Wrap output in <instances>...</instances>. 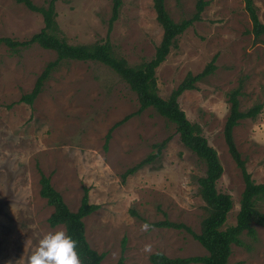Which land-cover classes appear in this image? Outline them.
<instances>
[{"label":"rangeland","instance_id":"374dc122","mask_svg":"<svg viewBox=\"0 0 264 264\" xmlns=\"http://www.w3.org/2000/svg\"><path fill=\"white\" fill-rule=\"evenodd\" d=\"M32 1L45 5L47 0ZM113 1L57 0L61 32L72 44L109 38L130 63L150 58L162 35L153 0H121L109 31ZM205 1L201 20L177 36L155 74L159 94L168 97L188 72H200L214 58V71L183 91L178 102L218 153L223 172L217 188L232 197L225 224L230 225L244 181L222 132L227 93L241 84L240 109L263 103L255 118L239 121L233 136L251 177L264 182V34L255 38L249 31L245 0ZM252 1L264 23V0ZM196 2L165 0V5L179 21L193 14ZM42 27L39 12L0 0V37L24 40ZM55 58V51L37 43L16 53L0 44V264H26L45 233L65 231L62 224L48 223L53 207L39 193L40 170L71 210L78 209L86 189L89 202L98 205L83 221L86 239L104 254V264H114L120 255L125 264H151L149 256L157 251L169 257L204 255L205 248L184 227L152 224L168 219L199 231L204 202L197 179L205 173L204 162L152 107L136 113L135 92L100 62L61 61L33 103L21 101ZM164 140L155 159L123 176ZM257 206L264 211V200ZM145 224L150 227L142 230ZM254 227L255 236L232 245L228 264H264V228ZM146 245L151 252L144 251Z\"/></svg>","mask_w":264,"mask_h":264},{"label":"trees","instance_id":"16d2710c","mask_svg":"<svg viewBox=\"0 0 264 264\" xmlns=\"http://www.w3.org/2000/svg\"><path fill=\"white\" fill-rule=\"evenodd\" d=\"M15 1L25 5L30 10L39 12L43 18V27L24 40H16L5 36L0 37V44L6 45L13 53H16L22 48H28L37 43L41 47L53 50L56 53V58L49 61L36 78L33 88L22 94L21 101L32 104L36 96L42 91L45 81L48 80L52 71L61 61L91 60L100 62L119 75L135 92L139 104L136 113L152 107L158 114L175 125L181 142L204 162L205 173L197 179L198 194L204 202V216L201 219L199 231L194 232L190 227L168 219L159 220L152 224L160 227H184L205 248L206 253L187 257H169L163 252L157 251L149 256L151 264H228L232 245L241 246L244 244V236H255L256 229L254 225H260L264 228V211L257 206L259 201L264 200V182H256L251 177V174L247 171L245 159L241 156L233 136V128L239 121L245 118H255L260 113L263 103L257 102L245 110L240 109L241 84L227 93L229 111L222 132L228 152L241 171L244 188L240 195L235 223L225 225L233 202L229 193L220 191L217 188V181L223 172L218 153L209 144L202 132L201 125L198 122L190 121L178 102V97L183 91L196 88L198 81L214 71L216 68L214 58L200 72L196 74L188 72L168 97H162L159 94L155 74L156 68L166 59L177 36L183 33L193 22L201 20V13L204 10L206 1L197 0L195 11L190 17L175 21L166 8L165 0H153L156 20L162 28L161 39L150 58H143L136 63H130L124 55L118 53L109 38L91 43H69L56 21L55 5L57 0H47L45 5H36L32 0ZM120 6L121 0L113 1L111 16L108 21L109 31L118 18ZM245 9L252 23L249 31L254 34L255 38H259L264 34V23L258 18L252 0H245ZM121 122L122 120L115 123V126ZM110 136L111 130L106 134L105 148H107L106 142ZM164 145L165 140L156 143L157 152L150 153L137 165L128 168L123 176L135 171L144 163L155 159ZM39 182L40 195L53 207V211L48 217L49 225L54 227L62 224L66 233L78 241L76 251L82 264H104L102 262L104 254L92 248L85 236L83 218L98 208L97 204L89 202L87 189L81 198L78 209L73 211L67 206L60 192L53 187L50 177L44 175L41 170ZM122 246L124 248V243ZM114 264H125L123 255H120Z\"/></svg>","mask_w":264,"mask_h":264},{"label":"clouds","instance_id":"9594fccd","mask_svg":"<svg viewBox=\"0 0 264 264\" xmlns=\"http://www.w3.org/2000/svg\"><path fill=\"white\" fill-rule=\"evenodd\" d=\"M149 227L145 224L142 230H147ZM77 244L78 241L66 231H49L39 239L26 264H82L76 251ZM144 251L151 252V246L146 245Z\"/></svg>","mask_w":264,"mask_h":264}]
</instances>
